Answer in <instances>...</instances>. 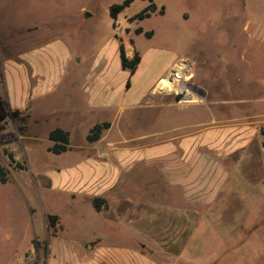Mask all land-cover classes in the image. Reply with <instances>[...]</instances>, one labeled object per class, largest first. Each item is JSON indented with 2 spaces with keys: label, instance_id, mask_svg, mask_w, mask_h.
<instances>
[{
  "label": "rangeland",
  "instance_id": "374dc122",
  "mask_svg": "<svg viewBox=\"0 0 264 264\" xmlns=\"http://www.w3.org/2000/svg\"><path fill=\"white\" fill-rule=\"evenodd\" d=\"M123 1L0 0V66L18 57L29 40L53 52L64 45L72 58L71 74L82 80L94 70L104 71L118 90L132 80L121 66V45L125 52L137 50L145 57L135 86L151 81L169 63L187 62L183 79L165 92V103L186 107L172 110L170 122L208 119L205 107L211 105L220 118L244 124L240 131L257 144L250 163L259 172L250 175L253 183L243 182L242 192L233 193L246 196L247 207L196 205L201 219L195 221L194 239L186 252L165 254V259L176 264H264V85L257 80L264 78V55L255 56L256 48L248 46L243 31L253 12L244 10L243 0H153L156 13L132 20L150 5L136 0L114 19L110 9ZM139 28L142 34H136ZM145 32L154 34L149 38ZM1 99L6 116L0 121V161L9 181L0 185V264H49L52 244L75 241L76 232L60 231L58 220L50 218L56 212L66 225L75 215L63 190L49 189L50 173L67 181V154L49 153L41 140H29L28 135L41 137L40 122ZM166 116L168 110L145 106L129 118L125 115L123 124L130 133H143L165 124ZM238 155L226 161L236 173ZM76 239L90 240L92 233L85 231Z\"/></svg>",
  "mask_w": 264,
  "mask_h": 264
},
{
  "label": "crops",
  "instance_id": "0c3cea01",
  "mask_svg": "<svg viewBox=\"0 0 264 264\" xmlns=\"http://www.w3.org/2000/svg\"><path fill=\"white\" fill-rule=\"evenodd\" d=\"M242 7L253 12L243 25L247 44L256 48L255 56H262L264 0H243ZM25 44L18 57L0 66V97L40 122L41 137L27 138L41 140L45 151L54 144L51 131L60 128L70 135L69 149L55 154H67V181L50 173L49 189H62L73 207L75 215L66 225L58 213L52 216L60 231L76 232L75 241L52 244L49 264H176L165 254L186 252L194 239L195 221L201 219L196 205L247 207L246 196L233 195L244 190L243 182L253 183L250 175L259 172L250 163L257 144L240 131L244 124L220 118L207 104L208 119L170 122L172 110L186 107L165 103V92L178 81L169 80L175 68H185L187 62L169 63L151 81L135 86L132 82L145 65L140 55L132 80L115 90L104 71L94 70L82 80L71 74L72 58L64 45L53 52L37 47V40ZM257 80L264 85V78ZM125 97L128 100H122ZM145 106L168 110L165 124L143 133L128 132L125 115L129 118ZM103 123L110 127L98 141L88 142L91 130ZM238 152L236 173L226 161ZM94 199H99V208ZM85 231L92 239L77 240Z\"/></svg>",
  "mask_w": 264,
  "mask_h": 264
},
{
  "label": "trees",
  "instance_id": "16d2710c",
  "mask_svg": "<svg viewBox=\"0 0 264 264\" xmlns=\"http://www.w3.org/2000/svg\"><path fill=\"white\" fill-rule=\"evenodd\" d=\"M136 0H124L120 4H115L110 9L111 16L116 19L118 15L123 12L126 8L130 7L133 2ZM150 2V5H148L146 8H144L141 12L136 14L132 20H144L146 18H149L152 16L153 13H156L158 11L157 5L153 2V0H147ZM161 14H164V10L162 9L160 11ZM144 31L142 28H139L136 30V34H142ZM153 32H145V35L147 37H152ZM120 53H121V64L123 70L129 71L130 75H134L140 62H141V56L139 52L135 51L134 56L132 58H128L126 56L124 46H120ZM130 83H128L129 85ZM179 98V97H178ZM6 111V103L1 99L0 97V121H2L5 118V112ZM15 115H18V112L14 113ZM110 127L109 123H103L101 125H96L90 132V134L87 136V140L90 143L98 141L104 132V130L108 129ZM50 141H52L54 144L49 149L54 154H60L63 152H66L69 149L70 144V135L68 132H66L63 129L57 128L53 131H51L49 135ZM9 181V175L7 170L4 168L0 161V185H5ZM99 199H94V203L96 208H99L98 206ZM50 218L55 221V216H50Z\"/></svg>",
  "mask_w": 264,
  "mask_h": 264
},
{
  "label": "bare ground",
  "instance_id": "6f19581e",
  "mask_svg": "<svg viewBox=\"0 0 264 264\" xmlns=\"http://www.w3.org/2000/svg\"><path fill=\"white\" fill-rule=\"evenodd\" d=\"M183 76H184V69L182 68L181 65L177 66L174 70V73L171 75V77H175V79H183Z\"/></svg>",
  "mask_w": 264,
  "mask_h": 264
},
{
  "label": "water",
  "instance_id": "95a60500",
  "mask_svg": "<svg viewBox=\"0 0 264 264\" xmlns=\"http://www.w3.org/2000/svg\"><path fill=\"white\" fill-rule=\"evenodd\" d=\"M263 148H264V144H263Z\"/></svg>",
  "mask_w": 264,
  "mask_h": 264
}]
</instances>
